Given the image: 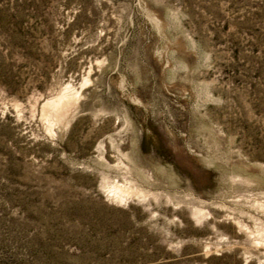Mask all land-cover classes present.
Segmentation results:
<instances>
[{"label":"rangeland","instance_id":"obj_1","mask_svg":"<svg viewBox=\"0 0 264 264\" xmlns=\"http://www.w3.org/2000/svg\"><path fill=\"white\" fill-rule=\"evenodd\" d=\"M0 264H264V0H0Z\"/></svg>","mask_w":264,"mask_h":264},{"label":"bare ground","instance_id":"obj_2","mask_svg":"<svg viewBox=\"0 0 264 264\" xmlns=\"http://www.w3.org/2000/svg\"><path fill=\"white\" fill-rule=\"evenodd\" d=\"M71 90V89H70ZM69 91V90H68ZM65 92V91H64ZM61 93L59 94L58 96L54 97V98H51V99H48L46 100L45 104H44V107L46 109H49V110H58L60 108H63V104H64V100L66 97L68 96H71L74 94L72 92H68V93ZM69 98V97H68ZM67 99V98H66ZM71 99V98H70ZM72 100V99H71ZM67 101V100H66ZM65 101V103H66ZM68 102V101H67ZM65 105V104H64ZM67 106V105H65ZM63 110V109H62ZM45 111V110H44ZM46 113V112H45ZM48 116V114H47ZM50 117V116H49ZM114 189H112L110 192L112 193V195L117 198V199H120V200H124L127 195H129L131 192H134L135 190L139 191L138 193L140 194H143L141 190L137 189V187H133L131 185H128L127 187L124 186V185H120V184H116L114 187Z\"/></svg>","mask_w":264,"mask_h":264}]
</instances>
